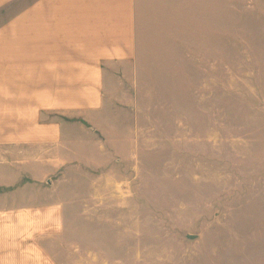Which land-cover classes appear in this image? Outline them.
I'll return each instance as SVG.
<instances>
[{
    "label": "crops",
    "instance_id": "crops-1",
    "mask_svg": "<svg viewBox=\"0 0 264 264\" xmlns=\"http://www.w3.org/2000/svg\"><path fill=\"white\" fill-rule=\"evenodd\" d=\"M246 62L264 69V0H0V264L99 258L82 248L102 239L77 223L78 196L52 179L55 139L60 161H85L86 133L69 122L57 133L55 109L84 102V120L107 136L124 114L122 85L176 93L183 70L192 85L199 71ZM87 139L103 161L102 141ZM254 162L236 185H207L189 264H264V161Z\"/></svg>",
    "mask_w": 264,
    "mask_h": 264
},
{
    "label": "rangeland",
    "instance_id": "rangeland-1",
    "mask_svg": "<svg viewBox=\"0 0 264 264\" xmlns=\"http://www.w3.org/2000/svg\"><path fill=\"white\" fill-rule=\"evenodd\" d=\"M234 65L229 73L199 71L192 85L183 70L176 93L174 87L122 85L117 105L124 114L107 136L84 120V102L54 110L57 133L64 122L80 123L86 133L85 161H60V139L52 161L53 181H67L60 187L78 196L70 204L83 207L74 215L77 223L102 239L96 251L82 247L87 256H99L96 262L85 258L86 264H189L190 236L205 221L212 178L228 188L254 172L250 161H264V69ZM67 86H55V95ZM88 95L78 93L80 99ZM138 103L149 108L141 112ZM87 138L102 141L103 161Z\"/></svg>",
    "mask_w": 264,
    "mask_h": 264
}]
</instances>
